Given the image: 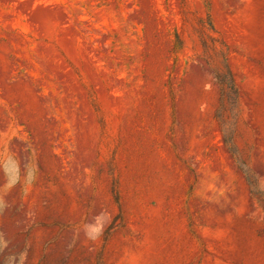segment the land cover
I'll return each mask as SVG.
<instances>
[{
	"label": "rangeland",
	"instance_id": "374dc122",
	"mask_svg": "<svg viewBox=\"0 0 264 264\" xmlns=\"http://www.w3.org/2000/svg\"><path fill=\"white\" fill-rule=\"evenodd\" d=\"M0 264H264V0H0Z\"/></svg>",
	"mask_w": 264,
	"mask_h": 264
}]
</instances>
